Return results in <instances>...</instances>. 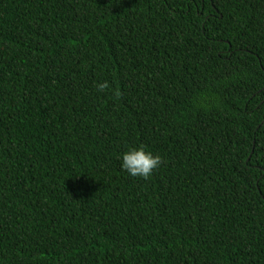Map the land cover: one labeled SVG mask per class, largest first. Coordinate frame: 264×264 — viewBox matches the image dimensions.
Here are the masks:
<instances>
[{
    "label": "trees",
    "instance_id": "obj_1",
    "mask_svg": "<svg viewBox=\"0 0 264 264\" xmlns=\"http://www.w3.org/2000/svg\"><path fill=\"white\" fill-rule=\"evenodd\" d=\"M0 264H264V0H0Z\"/></svg>",
    "mask_w": 264,
    "mask_h": 264
},
{
    "label": "clouds",
    "instance_id": "obj_2",
    "mask_svg": "<svg viewBox=\"0 0 264 264\" xmlns=\"http://www.w3.org/2000/svg\"><path fill=\"white\" fill-rule=\"evenodd\" d=\"M101 89L105 85L100 86ZM161 156L147 150L144 146L130 148L121 156V169L132 177L149 178L161 165Z\"/></svg>",
    "mask_w": 264,
    "mask_h": 264
}]
</instances>
